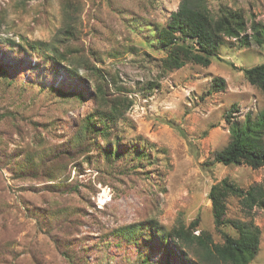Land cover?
I'll use <instances>...</instances> for the list:
<instances>
[{"label": "rangeland", "instance_id": "rangeland-1", "mask_svg": "<svg viewBox=\"0 0 264 264\" xmlns=\"http://www.w3.org/2000/svg\"><path fill=\"white\" fill-rule=\"evenodd\" d=\"M66 1L77 5L76 13L63 12ZM148 1L0 0L5 18L0 68L7 74L6 80L0 77V113L15 114V120H0V148L33 156L40 155L42 144L48 156L59 152L69 145L76 122L95 107L98 80L92 72L77 64L66 68L51 61L49 51L30 53L21 45L53 44L69 19L75 26L71 43L80 58L101 69L111 86L116 77L122 92L112 88L110 94L131 102L114 135L118 143H100L102 149L94 143L83 156L76 152L73 162L54 163L64 167L57 170V179L20 181L0 168V264H69L64 249L33 216L46 214L45 219L55 221L52 214L60 217L62 211L83 221L79 231L67 236L76 245L75 253L87 249V264H222L197 258L196 247L185 250L186 258L164 237L198 220L196 235L208 232L215 244H223L208 199L211 187L224 178L243 191L264 183V167L225 166L215 160L231 140L229 114L232 123H243L248 115L255 118L264 112V94L244 77L245 70L264 64V48L255 43L241 47L225 38L219 60L209 67L189 63L164 74L161 61L166 53L158 31L180 0H153V7ZM218 4L211 1L210 11L216 13ZM223 4L264 25V0ZM216 78L224 79L226 87L211 94ZM150 82L160 86L149 92ZM54 90L81 94L82 100L64 102ZM116 145L129 157L106 160L103 153ZM142 148L152 154L149 176L137 175L130 159ZM226 205L231 225L252 220L260 228V250L250 264H264V210L249 212L234 196ZM231 225L222 231L236 237ZM130 226L142 229L133 239L115 235ZM57 238L66 239L60 234Z\"/></svg>", "mask_w": 264, "mask_h": 264}, {"label": "trees", "instance_id": "trees-1", "mask_svg": "<svg viewBox=\"0 0 264 264\" xmlns=\"http://www.w3.org/2000/svg\"><path fill=\"white\" fill-rule=\"evenodd\" d=\"M213 0H180L179 8L173 12L167 20L165 26L158 31V41L161 49L166 53L162 59L161 70L165 74L173 70H179L187 64H195L202 67H209L214 61L219 60L218 52L224 45L225 38L235 40L241 47L250 48L252 43L264 48V25L256 20L247 19L242 11L235 10L228 5L223 4V0L219 1L216 13L209 9V3ZM153 0H149V6L155 4ZM148 9L147 5L142 6ZM63 12L70 14L76 13L77 5L72 2H65ZM79 13V11H78ZM5 22L3 12L0 11V27ZM75 26L69 19L65 29L53 44L49 43H21L22 47L30 53L38 51H49L51 61L59 65H82L88 71L92 72V77L98 80L95 85L96 95L93 103L95 107L83 120H78L74 127V132L69 139V145L61 148V151H55L48 156L45 154L44 147L39 145L40 155H23L19 152L9 153L6 149L0 148V168L6 169L12 173L17 180L20 181H36L44 178L57 179V170H64V167H58L54 163L60 160L73 162L76 158V152L79 156H83L89 152L91 146L96 143L102 149V144L113 145L116 142L114 135L118 129L119 122L124 118L127 111L131 107L128 98L119 94L113 96L110 94L112 88L121 91L118 87V79L112 78V86L107 82V77L101 69L94 66L87 58H80L81 54L74 49ZM79 52V53H78ZM0 77L7 78L6 72L0 68ZM245 79L256 88L260 89L264 94V64L247 69L244 71ZM160 85L156 82H150L146 90L158 88ZM226 82L222 78H216L210 88V93L224 91ZM64 102L82 100L81 94L68 93L62 90H54ZM112 97H108V96ZM235 109V107H233ZM227 116L230 125L229 134L231 140L225 149L216 154L215 160L225 166L246 165L252 169L264 167V112L253 118L248 115L246 120L242 122L232 123ZM15 120V114L11 112L0 113V120ZM35 129L39 126L34 124ZM106 150L103 155L106 160L122 157L124 160L128 158V152L121 155L117 148ZM75 149H74V148ZM121 158V159H122ZM135 165L136 174L139 176H149L151 171L147 167L153 164L152 154L143 148L136 151L134 159L130 158ZM58 167V168H57ZM57 168V169H56ZM143 180V179H142ZM146 181V180H145ZM149 186H152L151 184ZM234 196L241 200L244 209L249 212L255 208L264 210V183L255 185L247 191L240 189L234 182L228 178H224L219 183L213 185L208 193V199L211 202L212 213L214 216V224L216 230L221 233L224 243L215 244L212 235L208 232H201L196 235V227L198 220L190 223L188 227L180 225L166 234L164 241L169 239L175 246L182 250L183 255L187 258L186 249L196 247V257L205 263H222V264H250L258 255L260 250L261 230L254 225L251 220L247 224H233L226 219L227 205L226 200ZM31 211L30 208H27ZM43 217L40 213L33 212V216L37 217L40 224L42 220V228L52 234L57 247L64 249V256L69 264H87V257L83 253L87 249H81V253H75L76 245H72L67 234L69 231H79L83 221H78L71 217L69 213L62 211L60 217H56L55 221ZM82 214L80 212L79 216ZM230 224L237 231V236H231L222 231L223 227ZM55 230L52 232V229ZM141 228L130 226L117 230L116 236L124 239H130L137 236L141 232ZM65 236L66 239L57 238L58 235ZM198 251L200 254H198ZM200 255V256H198ZM35 262L34 258H31ZM30 259V261H31ZM147 260V259H145Z\"/></svg>", "mask_w": 264, "mask_h": 264}]
</instances>
